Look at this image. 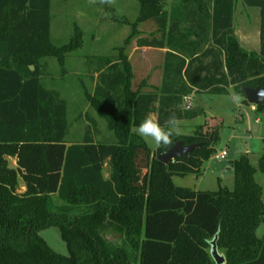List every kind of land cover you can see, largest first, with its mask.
Listing matches in <instances>:
<instances>
[{
    "label": "trees",
    "instance_id": "trees-1",
    "mask_svg": "<svg viewBox=\"0 0 264 264\" xmlns=\"http://www.w3.org/2000/svg\"><path fill=\"white\" fill-rule=\"evenodd\" d=\"M138 1L133 33L118 54L95 57L99 82L89 100L118 137L104 143L90 128L68 140V101L42 82L40 60L54 56L64 64L66 54L82 46L81 31L56 47L51 0H0V264H216V237L225 264H264V236L257 235L264 189L247 155L232 163L233 189L194 190L173 180L202 174L216 153L221 118L211 119L209 129L173 137L174 144H201L168 164L157 158L163 150L153 151L131 131L148 112L162 124L172 113L180 118L194 92L229 95L232 85L245 96L243 87L264 89V0H244L261 10L259 51L240 45L234 0H178L171 9L167 0ZM149 19L161 37L139 38L138 45L167 51L161 85L144 92L132 88L124 49ZM256 111L264 114V100ZM8 157L16 158L17 168ZM259 170L264 174V153ZM52 226L60 229L68 255L40 235Z\"/></svg>",
    "mask_w": 264,
    "mask_h": 264
},
{
    "label": "rangeland",
    "instance_id": "rangeland-1",
    "mask_svg": "<svg viewBox=\"0 0 264 264\" xmlns=\"http://www.w3.org/2000/svg\"><path fill=\"white\" fill-rule=\"evenodd\" d=\"M176 5L178 0L166 2L168 9ZM139 11L138 0H116L113 6L99 2L90 4L89 0H51L52 44L57 47L70 43L77 30L81 31L83 41L81 47L66 54L64 64L54 56L40 60L41 65H46L43 84L49 89L58 90L68 101V140L83 138L86 129L90 128L94 139L98 142H117L115 131L109 128L107 119L98 115L88 95L93 93L99 82L98 73L95 71L100 65V60L95 57H112L118 54V48L122 47L125 40L133 33L132 24L136 21ZM244 14L237 16L236 29L240 37H245L240 45L247 51H253L260 47V10L254 8V10H246ZM247 20L248 24L245 23ZM134 33L124 49L129 60L130 52L139 37H161L157 23L153 19L140 22ZM134 56L137 69L140 70L142 67L137 59L146 56L153 63H157L159 59L154 53L138 54L137 52ZM62 65L68 72L66 75L62 74ZM131 66L132 88L143 89L147 86L151 72L146 78L140 79L139 75H135L132 62ZM156 70L157 67L153 68L155 76ZM229 89L231 93L236 92L232 85ZM229 95H202L195 98L191 96L190 107H187L185 102L181 107L180 119L184 135L196 133L200 126L204 128L207 126L209 129L212 124L211 119L221 118L223 123L218 131L216 153L227 150V155L221 159L212 156L205 162L202 174L199 176L196 174L174 176L173 180L177 186L194 190H217L221 178L222 186L233 189L235 178L232 163L241 156L247 155L253 166L257 168L256 180L264 189V174L259 170V159L264 153V114L257 112L256 108L252 109L251 104H246L245 96L241 95L244 99L236 105L229 100ZM146 143L156 151L149 142ZM8 161L10 167L17 168L15 157H8ZM19 183V191L22 192V179ZM40 235L56 252L68 255L67 244L58 227L45 228L41 230ZM257 235L260 238L264 236L263 224L258 227Z\"/></svg>",
    "mask_w": 264,
    "mask_h": 264
},
{
    "label": "clouds",
    "instance_id": "clouds-1",
    "mask_svg": "<svg viewBox=\"0 0 264 264\" xmlns=\"http://www.w3.org/2000/svg\"><path fill=\"white\" fill-rule=\"evenodd\" d=\"M97 2L108 6L116 4V0H89L90 4ZM258 96L264 99V89H260ZM243 99L244 97L236 92H232L229 95V100L236 105H239ZM181 126L182 121L175 113L170 114L162 124L156 113L148 112L144 115L139 125L133 127L131 131L146 142H149L155 150L166 152L174 145L173 137H178L182 134Z\"/></svg>",
    "mask_w": 264,
    "mask_h": 264
},
{
    "label": "crops",
    "instance_id": "crops-1",
    "mask_svg": "<svg viewBox=\"0 0 264 264\" xmlns=\"http://www.w3.org/2000/svg\"><path fill=\"white\" fill-rule=\"evenodd\" d=\"M254 8H258L260 10L259 7L248 6L244 2V0H234V29H235V34H236L241 45H242V41L245 37L244 38L240 37V35L238 34V29H236L237 16L243 15L246 10H254ZM245 23L248 24V20ZM260 26H261V10H260ZM139 38H148V37H139ZM138 39L136 40V45L133 47V50H131V52H130V61L132 62L133 66H134L135 75H139L140 79L143 77L146 78L151 72V75L148 76L149 80L147 81V86H145L142 90L144 92L155 91L161 85V82H162L163 64H164V58H165V54H166L167 49L166 48L149 47V46H139L138 42H137ZM149 39H151V38H149ZM259 49H260V47H259ZM259 49H256L253 51H259ZM249 51H251V50H249ZM137 52H138V54H140V53L141 54H143V53L157 54L159 56L158 62L153 63L149 57L144 56L145 58L137 59L138 62L141 64V67H142L141 70L137 69V64L135 62V56H134ZM141 57H143V55H141ZM155 67H157V70H156L157 71V75H156L157 77L155 76V74H153L154 73L153 68H155ZM134 90H137V89H134ZM202 95H212V94H208L207 92H194L191 96L192 97L194 96V98H195L196 96H202ZM191 96H190V99H192ZM212 96H217V95H212ZM251 107H252V109L256 108V106H254V105H252ZM95 141H97V140H95ZM104 175L106 178H109V176H110L109 168L107 167V165L105 166ZM220 185H222L221 178L219 179V186ZM21 188H22V192L25 191V189H26L23 181H22Z\"/></svg>",
    "mask_w": 264,
    "mask_h": 264
},
{
    "label": "water",
    "instance_id": "water-1",
    "mask_svg": "<svg viewBox=\"0 0 264 264\" xmlns=\"http://www.w3.org/2000/svg\"><path fill=\"white\" fill-rule=\"evenodd\" d=\"M30 69L34 70V66H30ZM259 87H243V92L245 94V98L249 104L258 106L264 99L258 96V92L260 91ZM201 143H194L190 145L184 144L182 141L177 142L173 145L170 150L162 151L158 154V160L164 164H168L171 161H174L176 158L185 156L187 157L195 148L200 146ZM211 255L215 260L216 264H225L226 258L225 256L219 252L217 246V237L212 241Z\"/></svg>",
    "mask_w": 264,
    "mask_h": 264
},
{
    "label": "built area",
    "instance_id": "built-area-1",
    "mask_svg": "<svg viewBox=\"0 0 264 264\" xmlns=\"http://www.w3.org/2000/svg\"><path fill=\"white\" fill-rule=\"evenodd\" d=\"M185 103L187 104V107H190V104H191V99L190 97H186L185 98ZM227 155V150H224L220 153H215L214 154V158L215 159H221L222 157L226 156Z\"/></svg>",
    "mask_w": 264,
    "mask_h": 264
}]
</instances>
